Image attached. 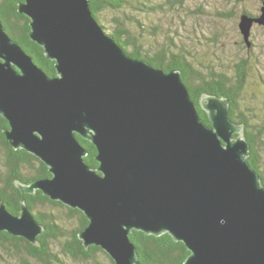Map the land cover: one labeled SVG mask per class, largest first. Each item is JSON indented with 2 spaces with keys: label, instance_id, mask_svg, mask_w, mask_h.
Wrapping results in <instances>:
<instances>
[{
  "label": "water",
  "instance_id": "obj_1",
  "mask_svg": "<svg viewBox=\"0 0 264 264\" xmlns=\"http://www.w3.org/2000/svg\"><path fill=\"white\" fill-rule=\"evenodd\" d=\"M259 1L258 16L239 17L248 48L253 25L264 27ZM18 12L56 71L39 69L0 23L3 133L51 175L16 182L21 193L39 190L82 212L83 246L100 247L115 264H141L133 231L182 242L184 264H264V184L228 99L202 95L211 126L203 124L181 72L127 55L89 0H24ZM76 135L95 147L96 168ZM44 230L25 200L19 215L0 204V232L38 245Z\"/></svg>",
  "mask_w": 264,
  "mask_h": 264
},
{
  "label": "trees",
  "instance_id": "obj_2",
  "mask_svg": "<svg viewBox=\"0 0 264 264\" xmlns=\"http://www.w3.org/2000/svg\"><path fill=\"white\" fill-rule=\"evenodd\" d=\"M23 1L0 0V23L8 36L32 58L39 69L48 76H54L55 62L48 60L43 48L30 39L29 19L18 12V4ZM89 1L95 20L127 55L142 59L164 72H181L203 124L211 126L206 113L200 108L201 96L213 95L228 99V116L233 122L243 125L244 137L250 145L248 162L264 184V115L259 117L257 114L258 110L262 112L264 108V78L255 74L256 64L251 61V57L242 56L243 50L251 48L246 46L243 37L239 42L243 50L239 48L233 57L235 61L230 62L229 66L225 62H206L198 58V49H187L169 33L161 41L158 40L157 28L161 30V27L150 21L151 16L184 10L188 0ZM234 1L239 5L245 0ZM259 3L262 5L261 1ZM240 13L251 17L259 15L245 9ZM105 23L108 27L104 26ZM249 85L254 87L250 95ZM7 128V121L0 116V204L6 205L11 214L19 215L21 201L25 200L30 212L45 230L37 237L38 245H32L24 238L11 236L7 232H0V261L4 254L12 258L20 253L37 264H66L65 259L78 264H115L100 247L90 246L85 249L83 246L78 234L88 225V220L82 212L50 200L39 190L35 194H23L16 187V182L30 184L51 175L38 158L10 146L3 133ZM76 138L87 152L84 158L86 164L96 168L95 147L78 135ZM129 238L137 248L141 264H184L189 255L185 245L175 242L168 234L152 236L133 231ZM53 244L58 245L59 252L53 250Z\"/></svg>",
  "mask_w": 264,
  "mask_h": 264
},
{
  "label": "rangeland",
  "instance_id": "obj_3",
  "mask_svg": "<svg viewBox=\"0 0 264 264\" xmlns=\"http://www.w3.org/2000/svg\"><path fill=\"white\" fill-rule=\"evenodd\" d=\"M260 7L258 0H245L239 5L235 4L234 0H188L184 10L151 16L150 21L161 27V30L155 27L158 29L156 33L158 40L161 41L169 33L178 38L187 49H198L200 60L215 64L225 62L229 66L230 62L235 61L233 57L239 48L241 49L239 42L242 36L238 29L241 10L259 14ZM105 24L104 26L108 27L107 23ZM250 42L249 50L241 49L244 51L242 56L251 57V61L256 64L255 74H260L264 78V27L253 25ZM249 87L250 95L254 87L253 85ZM257 114L259 117L263 116L264 108L262 112L258 110ZM262 162L264 171V157ZM53 250L59 252L57 244H53ZM2 257L0 264H37L20 253L13 255L12 258L6 254ZM64 262L78 264L66 259Z\"/></svg>",
  "mask_w": 264,
  "mask_h": 264
}]
</instances>
